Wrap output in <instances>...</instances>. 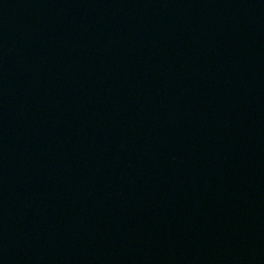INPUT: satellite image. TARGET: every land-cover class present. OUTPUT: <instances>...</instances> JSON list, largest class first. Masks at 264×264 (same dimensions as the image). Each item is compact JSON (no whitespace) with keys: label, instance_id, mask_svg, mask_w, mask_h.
<instances>
[{"label":"water","instance_id":"1","mask_svg":"<svg viewBox=\"0 0 264 264\" xmlns=\"http://www.w3.org/2000/svg\"><path fill=\"white\" fill-rule=\"evenodd\" d=\"M0 264H264V0H0Z\"/></svg>","mask_w":264,"mask_h":264}]
</instances>
